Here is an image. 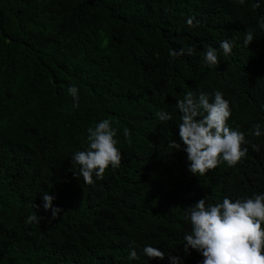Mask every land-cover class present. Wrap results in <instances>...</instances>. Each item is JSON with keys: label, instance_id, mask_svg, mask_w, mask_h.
<instances>
[{"label": "trees", "instance_id": "trees-1", "mask_svg": "<svg viewBox=\"0 0 264 264\" xmlns=\"http://www.w3.org/2000/svg\"><path fill=\"white\" fill-rule=\"evenodd\" d=\"M255 2L0 0V264H171V254L201 264L196 250L183 251L188 206L264 193V0L253 10ZM189 15L200 24L189 27ZM247 29L255 39L245 47ZM223 40L233 43L227 56ZM190 46L191 56L169 55ZM208 46L218 65L204 63ZM215 90L230 102L229 126L245 133L248 153L193 175L177 99ZM159 111L172 120L159 121ZM102 119L117 129L122 160L89 185L71 156ZM257 123L260 137L251 135ZM45 192L61 209L55 219ZM33 213L39 223H26ZM131 241L139 260L128 259ZM145 245L164 259L144 256Z\"/></svg>", "mask_w": 264, "mask_h": 264}, {"label": "clouds", "instance_id": "clouds-1", "mask_svg": "<svg viewBox=\"0 0 264 264\" xmlns=\"http://www.w3.org/2000/svg\"><path fill=\"white\" fill-rule=\"evenodd\" d=\"M238 3L244 5L245 0H238ZM251 6L253 10L259 9L260 0ZM186 24L196 27L200 21L195 15H189ZM259 27L264 29V19ZM254 39V31L247 29L244 46L247 47ZM219 48L227 56L232 53L233 43L223 40ZM194 52V46L181 47L179 50H170L169 55L191 56ZM203 60L209 67L218 65L217 49L208 46ZM67 91L73 98V107H78V87L72 85ZM176 108L180 112L179 137L185 146L184 151L190 162L189 171L193 175L204 176L209 170L216 169L222 161L235 166L247 155L248 148L244 145L249 141L243 131L229 126L230 102L221 91L198 94L188 91L182 99H177ZM155 116L161 122L172 120V115L166 111H159ZM87 132V147L76 151L71 161L74 175L82 177L84 183L91 185L94 183L93 175L96 179H102L109 166H120L122 153L116 146L117 129L112 127L109 119L100 120L94 127H89ZM261 134V125L257 123L251 135L260 137ZM123 135L129 138L130 130L125 128ZM170 146L173 149L180 148L175 140L170 141ZM251 147L256 152L260 151L257 144ZM53 198L48 192L43 193V206L45 210L52 209V218L55 219L61 209L52 207ZM40 219L33 213L27 217L26 223H39ZM185 219L190 221L191 227L190 232L183 237L185 255L189 254L191 248L202 255L201 264H264V193H253L250 197L237 198L235 201L225 196L222 202L215 204H206L205 198H201L194 205L188 206ZM135 244L136 241L129 242V260L140 259ZM142 252L150 260H163L165 257L164 251L152 245L143 246ZM169 259L171 264H182L178 255L171 254Z\"/></svg>", "mask_w": 264, "mask_h": 264}]
</instances>
